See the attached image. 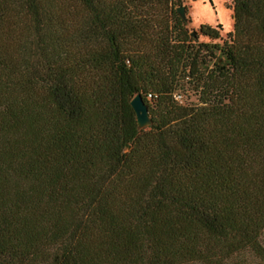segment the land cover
Wrapping results in <instances>:
<instances>
[{
  "label": "trees",
  "instance_id": "trees-1",
  "mask_svg": "<svg viewBox=\"0 0 264 264\" xmlns=\"http://www.w3.org/2000/svg\"><path fill=\"white\" fill-rule=\"evenodd\" d=\"M180 6L0 0V264H264V0Z\"/></svg>",
  "mask_w": 264,
  "mask_h": 264
},
{
  "label": "rangeland",
  "instance_id": "rangeland-1",
  "mask_svg": "<svg viewBox=\"0 0 264 264\" xmlns=\"http://www.w3.org/2000/svg\"><path fill=\"white\" fill-rule=\"evenodd\" d=\"M231 2L232 0H182L191 19L189 28L196 30L200 25H208L216 28L222 39H225L227 33L233 30ZM199 39L208 41L204 37ZM193 98L190 96V99Z\"/></svg>",
  "mask_w": 264,
  "mask_h": 264
},
{
  "label": "water",
  "instance_id": "water-1",
  "mask_svg": "<svg viewBox=\"0 0 264 264\" xmlns=\"http://www.w3.org/2000/svg\"><path fill=\"white\" fill-rule=\"evenodd\" d=\"M178 14L182 17L185 18V13H186V8L185 6H180L177 8ZM194 34V33H192ZM130 105L135 112L136 115V120H137V125L139 128H144L151 123L149 111H148V106L142 99L140 94L135 95L131 101ZM127 148H129V145H127Z\"/></svg>",
  "mask_w": 264,
  "mask_h": 264
}]
</instances>
